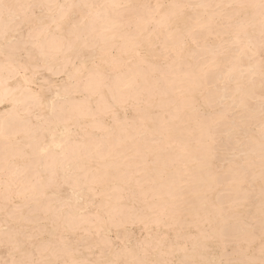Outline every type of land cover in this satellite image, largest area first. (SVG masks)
Returning <instances> with one entry per match:
<instances>
[{"label":"snow or ice","instance_id":"6c2138e0","mask_svg":"<svg viewBox=\"0 0 264 264\" xmlns=\"http://www.w3.org/2000/svg\"><path fill=\"white\" fill-rule=\"evenodd\" d=\"M133 7L0 0V40L26 66L29 111L50 105L54 124L71 115L90 121L82 131L94 141L89 159L96 165L82 176L65 172L64 180L52 169L47 180L32 182L29 168L6 156L0 248L7 258L0 264H264V0L157 5L150 32L143 17L133 30L131 21L104 11ZM43 69L67 79L33 92ZM174 78L187 85L179 98L169 90ZM106 93L103 109L94 107ZM257 121L258 140L251 134ZM193 122L195 155L185 143ZM52 142L64 146L55 131ZM39 145L47 154L50 145ZM174 153L187 161L178 178L159 166ZM225 184L235 199L213 200ZM256 184L259 212L241 214L254 203L249 189ZM149 185L166 195L149 201ZM65 186L78 196L74 211L53 206Z\"/></svg>","mask_w":264,"mask_h":264},{"label":"bare ground","instance_id":"6f19581e","mask_svg":"<svg viewBox=\"0 0 264 264\" xmlns=\"http://www.w3.org/2000/svg\"><path fill=\"white\" fill-rule=\"evenodd\" d=\"M25 1L27 0H20V2ZM5 2L14 3L17 2V0H5ZM31 2H37V0H32ZM39 2L61 4L94 3L132 5L134 7L130 9H105L104 11L105 13H110L113 16H124V18H126V21H131V24L134 26H132V28H134L133 30H135L137 27V18L143 17L144 19L141 21V27L146 32H150L152 30V27H155V25L153 24L151 28H149V25L152 24V18L155 16L156 19H159V16H156V13L158 11L156 9L157 5H168L172 3L227 4L241 2V0H150V7H140L147 6L148 0H39ZM244 2L258 4L259 0H244ZM124 11L125 13L127 12L126 15L123 14ZM115 44L125 49V52L127 54L123 55V60H132V64L127 65V67L134 68L136 61L133 55L128 52L127 45L125 44V42L117 38L115 40ZM117 55L119 57L120 53L118 52ZM25 67L26 66L22 67L21 63L16 61L12 57L11 49H6L3 44V41L0 40V197H2L5 179L11 177V171L7 174L5 173L6 156L9 160L15 157L16 163L20 166L21 170H23L25 166H27L29 168V175L27 179L32 182H38L40 180L41 175H43L45 180H47L49 178V171L52 169L56 170L59 173L61 180H64L65 172L68 173L69 178H72L77 174H80L81 176L84 175V173L81 172V169H86L88 172H92L96 167L95 163H93L89 159L90 154L94 151V141L87 139L82 131L83 128L88 127V125L91 123L90 121L79 119L76 115H71L70 119H61L58 124H54L48 120V116L50 115V105L48 111L39 110L36 108H32L31 111H29L31 102L29 95L25 91V88L27 87L26 85H24ZM27 75L29 77H32L33 72L31 70H28ZM66 79L67 77L62 76L59 71L51 72L47 69H43L40 75L36 78V83L33 86V92H39L41 90V86L47 88L48 86L47 84H45V81H52L53 83L62 84L63 81ZM123 79L126 80V77H123ZM186 87L187 85L182 83L180 79L174 78L173 82L169 86V90L171 93H173L175 97L179 98L181 96V90ZM45 94L48 95L49 100H51V98L55 95V90H53L51 93L46 92ZM107 95L108 94L106 93L104 99H102L101 97H97L98 99L95 100V105L93 106L96 108L103 109ZM41 117H43V119H41ZM254 127L255 128H253V130L251 131L255 133H253L252 135H254L258 140V121L254 123ZM65 129H67L68 132L62 136L61 133H65ZM53 131H55L56 142H62L64 145L63 148H57L55 147V144H53ZM224 139L225 142H227L226 135L224 136ZM40 140L45 141L46 145H50L49 151L45 155H41L39 152ZM198 140L199 132L196 124L193 122L189 125L188 131L185 134V143L187 144L189 153L195 155L198 152L200 148ZM6 146L7 153L5 150ZM225 147L227 148V146ZM30 155L34 156L36 158L35 160H37V162L39 163L36 164L32 159L31 161L25 160L24 157H29ZM182 155L183 154L174 153L173 158L162 159L160 161L159 166L166 168L170 174L175 173L178 178L181 174V170L183 169L184 163L187 162L185 159L181 158ZM255 158L258 169V144L256 145ZM221 161L223 162V159ZM29 162L33 163L32 166L31 164L30 166L28 165ZM218 162L221 163L220 160H218ZM225 163L223 162L225 166H220V168L223 167V170L227 168V164ZM171 165H173V169H170ZM17 179H20V177H17ZM256 185L257 187H255V192L256 188L258 190L255 194L256 199L253 198V200L251 198L255 203H252L253 206L250 204L249 207L251 208L252 206L253 213L258 214L260 207V186L259 184ZM219 188V192L215 191L212 194L213 200L231 202L229 197H231L232 199L235 198V193L232 192V190H230L226 184L222 185ZM145 191L148 194L147 199L149 197H159L161 195H166V190H161L159 186H156V189L154 190L153 187L149 185L148 187H146ZM221 191H227L228 193L225 192L227 194L221 195ZM76 199H78V196L74 194L72 192V189L70 188L67 194H60V199L58 201H54L53 206L58 209L72 208V210L74 211ZM69 200H71V205L65 203V201ZM154 203L159 204L160 201L157 199L156 201H154ZM140 207L143 208V205ZM206 211L211 212L212 209L209 208ZM2 222L3 219L2 216H0V223ZM233 222L235 223V221ZM1 255H3V253L0 254V259H3L1 258ZM217 258H219V256H217Z\"/></svg>","mask_w":264,"mask_h":264},{"label":"rangeland","instance_id":"374dc122","mask_svg":"<svg viewBox=\"0 0 264 264\" xmlns=\"http://www.w3.org/2000/svg\"><path fill=\"white\" fill-rule=\"evenodd\" d=\"M27 1L30 2V0H27ZM27 1H25V2H27ZM31 1H32V0H31ZM151 1H152V0H151ZM149 2H150V0H148V5H147V6L150 7ZM166 2H167V1H166ZM166 2H165V4H166ZM150 4H151V3H150ZM123 14L126 15L127 12L125 13V11H124ZM123 17H124V16H123ZM125 19H126V18H125ZM152 25H153V23L149 25V28H151ZM132 26H133V25H132ZM133 27H134V26H133ZM152 28H153V27H152ZM133 29H134V28H133ZM76 98H77V99H80V97H76ZM96 99H98V98L96 97V98L93 99V101H92V102H93V105H95V100H96ZM120 114H122V115H120V117L124 119V115H125V114H124L123 112H121ZM123 114H124V115H123ZM130 116H132V113H131V112L128 114V118L131 119ZM123 119H121V120H123ZM255 127H256V126H255ZM255 127H254V125H253V127H252L251 130H253V128H255ZM255 130H256V129H255ZM251 132H252V131H251ZM253 133H255V132H252L251 134H253ZM97 135H99V134H97ZM226 141H227V142H225V139H224V141H223V143L226 144V145L223 144L224 147H225V146L228 147V140L226 139ZM224 147H223V148H224ZM225 148H226V147H225ZM226 149H227V148H226ZM222 153H223V152H222ZM222 155H223V154H221V156H222ZM30 156H31V155H30ZM30 156H29V159H28L29 161H31V159H32V160H34V162H35L36 164L39 163V162H37V160H35L36 158H35L34 156H31V157H33V158H31ZM218 160H220V162H221L222 164L219 163ZM218 160H217V164H218L217 166H218V168H220V166H223V165H224L223 162L225 163V160L223 159V162L221 161L222 159H218ZM255 160H256V158H255ZM173 161H174V160H173ZM32 162H33V161H32ZM35 163H34V165H35ZM172 163H174V162H172ZM172 163H171V164H172ZM30 164H31V166H32L33 163L29 162L28 165L30 166ZM220 164H221V165H220ZM225 164H227V162H226ZM173 165H174V164H173ZM173 165L170 166V169H173ZM224 166H225V165H224ZM220 169L223 170V167H221ZM170 171H172V170H170ZM255 187H257V185H256ZM69 189H70V187L65 186V187L61 190L60 194H62V195L67 194L68 191H69ZM219 189H220V188H219ZM253 190H254V191H253ZM253 190H252V189H249V191H250V193H251V198H252V199H253V198L256 199L255 194L257 193L258 190H257V188H256V192H255V188H254ZM216 191L219 192L218 189H217ZM252 191L255 192V193H253ZM225 192H227V191H221L220 194L223 195V194H227V193H228V192H227V193H225ZM252 193H253V194H252ZM221 195H220V196H221ZM218 196H219V195H218ZM257 196H259V195H257ZM259 197H260V196H259ZM152 198H153V197H149L148 200L151 201ZM234 199H235V198H234ZM252 199H251V200H252ZM254 199H253V200H254ZM253 200H252V201H253ZM152 201H153V200H152ZM253 202H254V201H253ZM254 203H255V202H254ZM250 204L252 205V203H250ZM250 204H249L248 206L243 207V208L241 209V214H244V213L247 214L249 210H250L251 212H253V211H252V206H253V205H252L251 208H250V207H249ZM142 205H143V204H140V203L138 202L137 207H138V208H142V207H140V206H142ZM143 207H144V205H143ZM247 207H249V208H247ZM245 208H246L247 210H246ZM244 209H245V210H244ZM243 211H244V212H243ZM245 211H246V212H245ZM233 223H234V222H233ZM138 233H139V234H138ZM137 234H138V235H137ZM140 234H141V230H140L139 227H137V229H136V235H137V236H140ZM2 250H4V249H3V248H0V254L3 253V255H1V258L5 259V258H7V257H6V256H7V252H6L5 250H4V251H2ZM3 256H4V257H3Z\"/></svg>","mask_w":264,"mask_h":264}]
</instances>
